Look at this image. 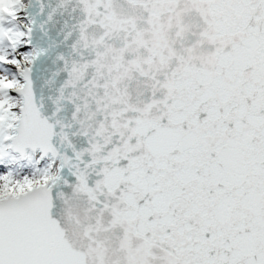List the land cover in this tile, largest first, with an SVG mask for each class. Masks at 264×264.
<instances>
[{
	"label": "snow or ice",
	"instance_id": "6c2138e0",
	"mask_svg": "<svg viewBox=\"0 0 264 264\" xmlns=\"http://www.w3.org/2000/svg\"><path fill=\"white\" fill-rule=\"evenodd\" d=\"M0 264H264V0H0Z\"/></svg>",
	"mask_w": 264,
	"mask_h": 264
}]
</instances>
